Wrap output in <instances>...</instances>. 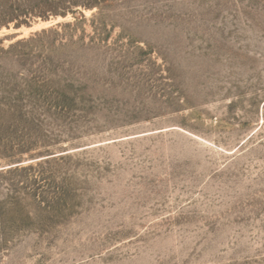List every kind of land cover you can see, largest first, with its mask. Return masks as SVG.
<instances>
[{"label": "rangeland", "instance_id": "obj_1", "mask_svg": "<svg viewBox=\"0 0 264 264\" xmlns=\"http://www.w3.org/2000/svg\"><path fill=\"white\" fill-rule=\"evenodd\" d=\"M0 264H264V0H0Z\"/></svg>", "mask_w": 264, "mask_h": 264}]
</instances>
